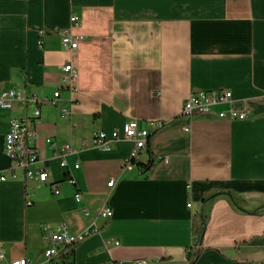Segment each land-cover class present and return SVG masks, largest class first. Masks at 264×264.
Masks as SVG:
<instances>
[{"label": "crops", "instance_id": "1", "mask_svg": "<svg viewBox=\"0 0 264 264\" xmlns=\"http://www.w3.org/2000/svg\"><path fill=\"white\" fill-rule=\"evenodd\" d=\"M73 14L80 25L72 28ZM70 28L85 36L73 53L61 42ZM68 63L78 70L75 93L62 85ZM13 88L30 100L0 106V172H8L12 118L32 121L39 108L33 143L49 177L0 182L7 261L45 264L41 226L64 223L73 233L91 231L72 264H189L196 244V264H264V0H0V94ZM221 89L232 92L231 103L183 114L191 94ZM231 108L249 117L218 116ZM129 120L151 131L156 162L146 173L138 164L149 161L148 145L131 170L122 162L132 140L109 150L92 145L97 132L122 134ZM151 121L164 126L153 131ZM47 139L82 149L63 168ZM219 192L231 195L204 201ZM105 206L109 219L99 215ZM195 226L203 228L198 239Z\"/></svg>", "mask_w": 264, "mask_h": 264}, {"label": "built area", "instance_id": "2", "mask_svg": "<svg viewBox=\"0 0 264 264\" xmlns=\"http://www.w3.org/2000/svg\"><path fill=\"white\" fill-rule=\"evenodd\" d=\"M71 27L80 25V17L77 14H73L70 18ZM72 29H66L61 34L62 46L69 52H75L80 43L85 39L82 34H75ZM62 85L70 89L73 93L77 92L78 70L73 64L68 63L63 67ZM60 97V91L54 93V99L52 104L57 105ZM30 100L22 88H13L3 90L0 94V106L3 108H12L16 103H25ZM32 100H35L32 98ZM233 100V94L230 90H201L191 94L187 102L183 107V114L188 117H193L200 114H209L213 112L215 106L225 103H231ZM62 117H68L69 110L66 106H60ZM41 110L36 108L33 111V119H22L18 117L12 118L10 122V129L5 136V153L9 158L8 172H0V182L9 179L18 178L20 174H23L25 181L30 182L37 180L40 182H46L49 177L48 168L45 166V162L40 157V152L36 145L33 143L34 137L37 135V130L32 125L40 122ZM218 116L228 120H244L249 117L247 111L237 110L231 108L229 110H221L218 112ZM151 127L153 131L159 130L164 126L162 121H151ZM189 131V128L185 129ZM151 134L150 130L140 129L137 120H129L124 124L123 133L114 131L110 136L107 132L101 130L97 132L93 138V147L109 150L112 148L114 142L120 139H128L134 142V148L130 156L123 160L122 166L124 169H133L136 166L137 158L143 149L147 148L148 138ZM47 143L54 150V157L59 158L60 165L63 168L69 167L67 157L70 154L78 153L82 148L78 149L71 144H58L52 139H47ZM83 147H89L87 142ZM79 163L75 164L78 168ZM117 178L112 177L108 186L113 188L116 185ZM54 195L60 194V187L58 184L52 185ZM75 199L78 203H82L83 196L80 192L75 194ZM26 203L31 204V196L26 194ZM190 207L191 203L188 204ZM82 211L85 216H89L90 212L87 207L83 206ZM100 217L109 219L113 215V211L109 206H105L99 213ZM43 231L44 240L47 244L44 250V263L55 264L61 263L57 258L68 247L76 246L85 240L90 234V230H85L81 233H73L69 227L64 223H44L41 226ZM119 244V242H117ZM196 247L199 245L196 244ZM0 260L6 261V264H33L27 258H20L11 261H7L6 255L3 249L0 247ZM144 263V261H138L137 264Z\"/></svg>", "mask_w": 264, "mask_h": 264}, {"label": "trees", "instance_id": "3", "mask_svg": "<svg viewBox=\"0 0 264 264\" xmlns=\"http://www.w3.org/2000/svg\"><path fill=\"white\" fill-rule=\"evenodd\" d=\"M148 151L150 153V159L148 162L146 163H139L138 165L141 168V172L142 173H146L150 170V168L152 167V165L156 162V159L154 158V156L151 154V149H150V145H148ZM228 194L231 195L229 192H219L216 194H212L210 196H208L207 198H205L204 201H208L211 200L213 198H215L216 196L220 195V194ZM233 199L236 203H238V200L233 196ZM258 211V209L251 211V213H256ZM206 222L205 217H204V223ZM194 232L196 235V238L198 239L202 233H203V228H198V227H194ZM75 246H68L59 256H58V260L61 261L63 264H72L73 260H74V256H75ZM202 249H198L196 246H193L192 248H190V250L188 251L187 257L189 260V264H196L197 263V259L199 257V255L201 254ZM56 261L53 262V264H55Z\"/></svg>", "mask_w": 264, "mask_h": 264}]
</instances>
